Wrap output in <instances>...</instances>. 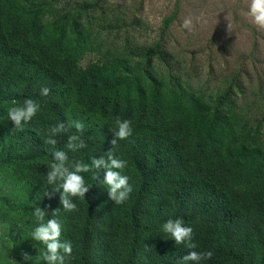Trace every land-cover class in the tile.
<instances>
[{
	"label": "trees",
	"instance_id": "16d2710c",
	"mask_svg": "<svg viewBox=\"0 0 264 264\" xmlns=\"http://www.w3.org/2000/svg\"><path fill=\"white\" fill-rule=\"evenodd\" d=\"M46 13L54 15L49 28ZM174 18L164 20L165 30ZM78 29L74 15L45 0H0V172L17 178L23 202L13 211L25 223L8 264H48L32 233L50 221L59 225L57 243L72 246L71 255L57 249L63 264H197L183 258L204 251L213 255L200 264H264L258 129L232 126L227 93L192 98L127 59L83 66ZM159 52L145 51L144 61ZM28 99L39 110L17 125L8 110ZM118 120L131 122L126 139L116 137ZM110 156L127 161L117 171L132 191L121 204L104 184L105 167L93 163ZM77 164L87 167L79 173L83 198L64 193L63 176L48 180L54 166L73 171ZM62 196L75 207L67 209ZM176 219L193 229L179 245L161 231Z\"/></svg>",
	"mask_w": 264,
	"mask_h": 264
},
{
	"label": "rangeland",
	"instance_id": "374dc122",
	"mask_svg": "<svg viewBox=\"0 0 264 264\" xmlns=\"http://www.w3.org/2000/svg\"><path fill=\"white\" fill-rule=\"evenodd\" d=\"M54 12L79 24L81 64L127 59L138 70L179 86L192 98L228 95L232 126H247L264 150V28L249 15L251 0H45ZM175 17L167 30L164 20ZM54 15L42 22L52 27ZM185 20L190 24L182 27ZM159 54L148 64L145 51ZM19 197L17 200H15ZM0 264L15 259L14 239L24 221L13 211L22 204L17 178L0 172Z\"/></svg>",
	"mask_w": 264,
	"mask_h": 264
},
{
	"label": "clouds",
	"instance_id": "9594fccd",
	"mask_svg": "<svg viewBox=\"0 0 264 264\" xmlns=\"http://www.w3.org/2000/svg\"><path fill=\"white\" fill-rule=\"evenodd\" d=\"M249 15L252 17L253 23L260 28H264V0H251V5L249 9ZM190 24L189 20H185L182 27L187 28ZM48 88L42 87L40 89V94L42 96L48 95ZM39 110L38 104L31 100H25L24 106H14L8 110L9 118L17 125H19L21 119L25 121L29 120L34 114ZM118 131L116 132V137L119 140L128 138L132 134L131 122L129 120L117 121L116 122ZM79 129L81 126L76 125ZM75 139V137H73ZM49 143H54V141H49ZM115 144V140L113 141ZM82 146V145H81ZM57 159L63 160V153H56ZM95 165L104 166L106 169L104 184L109 188V193L111 198L116 204H121L128 199L129 193L132 191L131 185L128 183L129 177L127 175L121 174V171L127 166V161L124 159L111 158L109 157V162L105 164L103 159L93 161ZM115 169V171L113 170ZM82 171H87V167L84 165L77 164L73 171H68L62 169L58 166H54L53 171L49 174L48 180L51 181L53 176L60 175L64 177V183L61 187L64 193H67L74 197L83 198L86 189L84 181L79 173ZM62 203L67 209H72L75 206L70 204L65 197H61ZM44 213L36 210L34 216L37 220L43 217ZM161 231L167 234L172 240L175 241L177 245L185 243L191 239L193 229L190 226L185 225V223L180 220H168L161 226ZM59 225L55 221H50L46 226H39L32 233L35 240L40 241L46 246V252H41L40 256L45 259L48 264H63V259L57 255V249L62 248L65 254L71 255L72 246L69 244H58L57 237L59 236ZM194 246V245H193ZM213 253L211 251H204L202 253L192 252L183 259L196 261L200 264L202 260H208L212 257ZM25 259L27 257L25 256Z\"/></svg>",
	"mask_w": 264,
	"mask_h": 264
}]
</instances>
